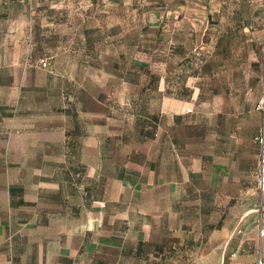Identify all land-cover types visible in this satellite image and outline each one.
Returning a JSON list of instances; mask_svg holds the SVG:
<instances>
[{
	"label": "crops",
	"instance_id": "0c3cea01",
	"mask_svg": "<svg viewBox=\"0 0 264 264\" xmlns=\"http://www.w3.org/2000/svg\"><path fill=\"white\" fill-rule=\"evenodd\" d=\"M119 4L121 14L78 32L83 48L93 33L105 50L71 54L74 41L66 40L53 55L70 103L59 111L65 121L59 135L50 128L43 144L49 153L59 148L81 158L51 161L56 189L45 203L28 206L12 197L16 206L0 208V264H264V193L258 179L251 190L244 185L238 155L229 168L227 154L217 161L207 150L200 68L177 63L165 71L130 61L131 9ZM86 73L99 76L86 79ZM94 80L98 87H87ZM82 90L110 111L84 107ZM114 108L122 109L119 116Z\"/></svg>",
	"mask_w": 264,
	"mask_h": 264
},
{
	"label": "rangeland",
	"instance_id": "374dc122",
	"mask_svg": "<svg viewBox=\"0 0 264 264\" xmlns=\"http://www.w3.org/2000/svg\"><path fill=\"white\" fill-rule=\"evenodd\" d=\"M259 1L0 0V208L8 203L16 206L12 197H21L28 206L36 200L45 203L44 196L56 189L49 180L51 161L81 158L75 153H59V148L49 153L43 144L50 128L59 135V128L65 124L60 123L59 111L70 103L65 90L60 89L64 78L55 72L53 55L65 47L61 43L66 40L74 41L68 44L71 54L78 51L81 56H90L105 50L107 43L93 33L91 43L83 48L80 29L121 14L122 8L119 12L115 5L122 2L131 9V41L126 44V56L138 66L165 71L177 63L200 68V78L207 84V150L211 148L217 161L227 154L229 168L235 167L238 155L246 171L244 185L251 190L257 184L263 158L259 138L264 112L258 105L264 104V0ZM41 58L48 59V68L36 64ZM84 75L86 79L99 76ZM94 81L87 87L96 89L98 81ZM114 84L107 81L106 86L114 89ZM117 88L122 91L121 86ZM81 92L84 107L100 113L110 111ZM120 112L122 109L114 108L116 116ZM67 124L69 129L74 125ZM131 124L133 129L141 125ZM77 132L72 131L74 141ZM68 139L65 137V142ZM54 140L62 141L59 136ZM90 156L84 155V160ZM39 171L48 176L39 175Z\"/></svg>",
	"mask_w": 264,
	"mask_h": 264
},
{
	"label": "built area",
	"instance_id": "2783aa9c",
	"mask_svg": "<svg viewBox=\"0 0 264 264\" xmlns=\"http://www.w3.org/2000/svg\"><path fill=\"white\" fill-rule=\"evenodd\" d=\"M36 64L41 67V68H48L49 66V61L47 58H41L39 59ZM258 108H260L264 112V104L260 103L258 105ZM259 142L263 144V158L261 160V165L259 161V170H258V190L261 194L264 193V121H263V131H262V137L259 138ZM260 235L263 234V230L260 229ZM257 264H261V261L258 260Z\"/></svg>",
	"mask_w": 264,
	"mask_h": 264
}]
</instances>
